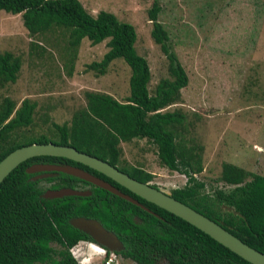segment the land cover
Masks as SVG:
<instances>
[{
	"label": "trees",
	"instance_id": "16d2710c",
	"mask_svg": "<svg viewBox=\"0 0 264 264\" xmlns=\"http://www.w3.org/2000/svg\"><path fill=\"white\" fill-rule=\"evenodd\" d=\"M0 9L21 14L23 25L31 34L68 29L72 48L79 46L84 38L92 45L107 40V50L100 60L88 64L89 69L99 74L116 58L130 69L128 93L123 100L103 92L85 91L84 105L72 112L69 121L58 124L48 122L47 116H43L42 124L48 122L45 132L28 133L36 124L35 101L23 98L17 105L11 97L1 96L0 158L23 145L52 142L72 146L109 162L133 178L150 182L154 173L142 165L120 164L119 144L145 137L156 145L163 165L187 175L184 185L171 189L174 197L264 253V175L225 163L221 178L233 186L228 190L216 189L213 195L201 193L205 184L194 176L202 170L201 153L193 145L187 147L175 141L184 113L179 109H161L178 100L187 75L169 46L166 28L158 20L157 0H153L147 15L152 22L150 34L167 58L169 77H161L153 93L147 88L148 63L135 50L137 34L131 22L121 21L105 10L92 15L79 0H0ZM18 69V57L8 50L0 52V85L15 81ZM39 163L77 166L138 199L149 209L67 172L27 171ZM247 176L251 179L245 180ZM61 188L89 191V194L45 196L47 191ZM222 205L233 211L223 212ZM79 216L100 221L121 242L122 248L114 254L136 264H158L159 258H164L167 264H251L189 221L134 194L103 173L49 155L25 159L0 183V264H78L69 249L81 240L94 242L70 223ZM50 241L62 248L59 259L50 258L47 247ZM99 253L94 251L93 255Z\"/></svg>",
	"mask_w": 264,
	"mask_h": 264
},
{
	"label": "rangeland",
	"instance_id": "374dc122",
	"mask_svg": "<svg viewBox=\"0 0 264 264\" xmlns=\"http://www.w3.org/2000/svg\"><path fill=\"white\" fill-rule=\"evenodd\" d=\"M79 1L92 15L105 10L134 25L135 50L148 63L147 88L153 93L157 81L169 77L167 58L150 34L147 10L153 0ZM157 2L158 20L187 75L178 100L161 109L184 113V125L178 126L175 141L193 145L201 153L202 170L194 174L205 184L201 193L213 195L216 189L233 186L221 178L225 163L264 175V0ZM106 42L92 45L84 38L72 48L68 29L31 34L21 14L0 9V52L8 50L19 60L15 81L0 85V97L7 95L17 105L23 98L35 101L36 124L28 133L45 132L51 121H69L72 112L84 105L85 91L107 93L117 100L127 96L130 69L121 59L112 60L103 74L88 68L107 50ZM44 115L48 118L45 125L41 122ZM119 146L120 164L142 165L154 173L150 182L160 188L171 192L186 182V174L160 162L156 145L147 138H132ZM249 179L251 176L245 178ZM221 209L233 211L224 205ZM90 243L81 240L74 245L80 250L74 258L78 264L84 259L88 262L87 254L92 258L94 251L102 252L94 243L88 248ZM47 247L51 259L60 258L62 248L57 242L50 241ZM92 261L104 264L99 256ZM157 263L167 264L164 258ZM110 264L136 263L115 254Z\"/></svg>",
	"mask_w": 264,
	"mask_h": 264
},
{
	"label": "water",
	"instance_id": "95a60500",
	"mask_svg": "<svg viewBox=\"0 0 264 264\" xmlns=\"http://www.w3.org/2000/svg\"><path fill=\"white\" fill-rule=\"evenodd\" d=\"M40 155L64 157L82 163L105 176L111 178L129 191L137 194L148 201H151L160 207L167 209L170 212L189 221L190 224L199 228L212 239L228 248L235 254L239 255L244 260L251 264H264V253L250 247L239 238L235 237L231 232L225 229L222 225L207 217L203 213L197 211L189 204L174 197L171 192H168L159 186H154L150 182L142 181L133 178L127 173L119 170L116 166L100 158L91 156L84 152L76 150L72 146L58 145L52 142L46 143H30L17 147L7 152L0 158V183L4 177L11 172L18 164L27 158ZM63 171L72 175L78 176L91 183L106 189L107 191L118 195L133 204H138L143 208L149 209L138 199L133 198L127 193L122 192L117 187L107 182L106 180L91 174L90 172L73 165H59L39 163L31 165L27 171ZM89 191L74 190L71 188H61L58 190H49L45 193L47 197H62L65 195H87ZM70 223L79 230L88 234L91 239L99 246L109 251H119L122 246L116 235L106 229L100 221L94 218H86L83 216L74 217Z\"/></svg>",
	"mask_w": 264,
	"mask_h": 264
},
{
	"label": "clouds",
	"instance_id": "9594fccd",
	"mask_svg": "<svg viewBox=\"0 0 264 264\" xmlns=\"http://www.w3.org/2000/svg\"><path fill=\"white\" fill-rule=\"evenodd\" d=\"M79 242V241H78ZM91 243H94V244H96L95 242H91ZM97 245V244H96ZM97 246H99V245H97ZM74 247V245L71 247V248H73ZM101 249H102V252L101 253H99L100 254V256L102 257V260L104 261V264H105V261L107 260V258L110 256V255H113V258H114V252L115 251H109V253L108 254H106V251H105V248H103V247H101V246H99ZM75 250H77L76 252H74ZM80 252V250H79V248L76 246V247H74L71 251H70V254L72 255V257L73 258H77V254ZM98 254V255H99ZM76 255V256H75ZM110 262H112V260L110 261ZM80 264H84V262L82 261V260H80V262H79ZM110 264V263H109Z\"/></svg>",
	"mask_w": 264,
	"mask_h": 264
},
{
	"label": "crops",
	"instance_id": "0c3cea01",
	"mask_svg": "<svg viewBox=\"0 0 264 264\" xmlns=\"http://www.w3.org/2000/svg\"><path fill=\"white\" fill-rule=\"evenodd\" d=\"M87 256H88V258H87V259H88V262H86V264H92V262H93V261H92V258H96V257L98 258V256L101 257L100 255H95V257L93 256L92 258H90V257H91L90 254H89V255L87 254ZM86 261H87V260H86ZM95 263H96V262H94V264H95ZM84 264H85V262H84ZM96 264H97V263H96Z\"/></svg>",
	"mask_w": 264,
	"mask_h": 264
},
{
	"label": "built area",
	"instance_id": "2783aa9c",
	"mask_svg": "<svg viewBox=\"0 0 264 264\" xmlns=\"http://www.w3.org/2000/svg\"><path fill=\"white\" fill-rule=\"evenodd\" d=\"M77 250H75L74 252H76ZM112 258H113V255H110L108 258H107V260L105 261V264H109L110 263V261L112 260Z\"/></svg>",
	"mask_w": 264,
	"mask_h": 264
},
{
	"label": "flooded vegetation",
	"instance_id": "af4514ba",
	"mask_svg": "<svg viewBox=\"0 0 264 264\" xmlns=\"http://www.w3.org/2000/svg\"><path fill=\"white\" fill-rule=\"evenodd\" d=\"M92 245V244H91ZM96 244H93V246H95ZM88 246H89V244H88ZM99 247V246H98ZM100 248V247H99Z\"/></svg>",
	"mask_w": 264,
	"mask_h": 264
}]
</instances>
